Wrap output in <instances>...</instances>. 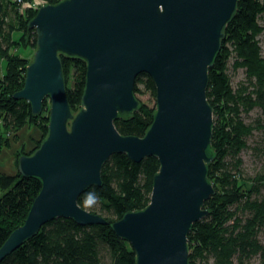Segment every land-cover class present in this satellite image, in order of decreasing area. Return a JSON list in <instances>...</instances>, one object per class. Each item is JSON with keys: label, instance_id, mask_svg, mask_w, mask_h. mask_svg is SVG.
I'll list each match as a JSON object with an SVG mask.
<instances>
[{"label": "water", "instance_id": "1", "mask_svg": "<svg viewBox=\"0 0 264 264\" xmlns=\"http://www.w3.org/2000/svg\"><path fill=\"white\" fill-rule=\"evenodd\" d=\"M237 0H60L38 8L28 23L35 50L15 100L32 115L49 99L47 134L31 154L18 157L22 177L41 187L24 222L0 246V262L56 219L106 225L78 204L114 153L135 163L159 162L148 205L111 223L127 241L135 264H188L187 235L208 215L214 194L207 180L213 113L206 98L208 71ZM86 65L80 109H70L59 55ZM155 86L153 121L142 137L121 135L120 116L139 106L136 77Z\"/></svg>", "mask_w": 264, "mask_h": 264}, {"label": "trees", "instance_id": "2", "mask_svg": "<svg viewBox=\"0 0 264 264\" xmlns=\"http://www.w3.org/2000/svg\"><path fill=\"white\" fill-rule=\"evenodd\" d=\"M30 1L0 0V60L4 61L0 74V148L8 145V137H4L9 134L15 141L17 131L24 125L35 126L40 132L30 151L16 152V167L20 155L31 154L39 146L48 124V98L38 115H32L28 102L13 98L23 87L29 64L14 48L25 36L36 47L35 33L28 29L36 11L20 9ZM45 1L54 4L60 0ZM263 14L264 0H237L223 29L220 50L208 71L206 98L213 113L209 153L213 160L207 165V180L215 192L204 203L208 215L193 223L187 235L188 264H264V169L244 176L240 157L248 138L257 132L255 151L264 159V57L258 41L264 31L259 23ZM14 33L19 34V40H14ZM59 57L67 100L75 113L80 109L86 65L79 58ZM229 67L243 70L244 78L236 88L231 86ZM69 72L73 80L68 86ZM141 92L153 98L152 106L136 97ZM134 95L139 101L137 110L117 118L114 126L121 135L142 137L155 113V86L147 74L136 77ZM254 108L260 114L246 123L243 116ZM158 168L154 156L135 163L123 153L112 154L102 166L101 186L89 187L77 201L83 209L104 218L106 225L80 226L71 219L56 218L0 264H135L129 243L117 237L110 225L126 212L148 205ZM40 187L38 179L22 177L18 171L9 176L0 174V246L24 222ZM88 192H94L99 202L86 205Z\"/></svg>", "mask_w": 264, "mask_h": 264}, {"label": "rangeland", "instance_id": "3", "mask_svg": "<svg viewBox=\"0 0 264 264\" xmlns=\"http://www.w3.org/2000/svg\"><path fill=\"white\" fill-rule=\"evenodd\" d=\"M259 23L260 25L264 26V14L259 18ZM19 34H16L14 36V40H19ZM258 41H259V45L261 47V52H262V56L264 57V31L258 36ZM15 52L18 56L27 58L28 61L30 62L32 55L34 53V48L31 46V42L29 40V37L25 36L21 39L20 44H18L16 46ZM2 70L0 69V74L4 69V62H2L1 65ZM228 75L230 77V81H231V86L233 88H236L238 86V83L242 81V79L244 78V73L242 69H238V70H232V68L229 67L228 69ZM68 81L67 84L68 86L70 85V83L72 82L73 78H72V72H69L68 74ZM142 89V86H139ZM143 90V89H142ZM136 97L144 103H148L150 106L153 105L154 100L153 98L149 95L148 92H141V93H136ZM260 114V111L258 110V108H254L253 110H251L247 115H244V121L246 123H250L252 122L258 115ZM31 126V125H28ZM24 128L20 131H23ZM18 132V131H17ZM17 134V133H16ZM8 137V141L13 142V134H9L8 136L4 137L7 138ZM1 139H3V137L0 136ZM258 139V133L254 132L253 136L249 137L247 140L248 146L240 153V157L242 159V165H241V169H242V174L244 176H252L255 173H257L258 171H260L261 169H264V159L261 156H258L257 152L255 151V147L256 144L255 142ZM33 144V141H32ZM29 146L28 147H23L21 146L20 150L18 151H22L27 153L28 151L31 150V148H33L36 145V142L34 141L33 146ZM8 147V146H6ZM16 151V152H18ZM16 154V153H15ZM2 154L0 155V164L1 163H5L6 159L1 157ZM0 174L2 175H10L7 174V169H1L0 170ZM1 194V193H0Z\"/></svg>", "mask_w": 264, "mask_h": 264}, {"label": "crops", "instance_id": "4", "mask_svg": "<svg viewBox=\"0 0 264 264\" xmlns=\"http://www.w3.org/2000/svg\"><path fill=\"white\" fill-rule=\"evenodd\" d=\"M18 34V33H14V36ZM13 37V35H12ZM2 62H4L3 60H0V67L2 65ZM24 128L23 131H18L17 132V139L13 142L8 143V147L6 146H2L0 148V155L2 154V158H5L6 161L5 163H1L0 164V170L1 169H7V174L10 175H14V173L17 171V167L15 164V153L16 151L20 150L21 146L23 147H28L31 146L32 141L34 144V141L37 140L40 137V132L38 130L37 127L35 126H28V125H24L20 130H22ZM32 144V146H33Z\"/></svg>", "mask_w": 264, "mask_h": 264}, {"label": "built area", "instance_id": "5", "mask_svg": "<svg viewBox=\"0 0 264 264\" xmlns=\"http://www.w3.org/2000/svg\"><path fill=\"white\" fill-rule=\"evenodd\" d=\"M45 4H48L45 0H31L30 2H27V3H23L21 5V10H23V8L27 7L31 10H35L37 11L39 7L45 5Z\"/></svg>", "mask_w": 264, "mask_h": 264}, {"label": "clouds", "instance_id": "6", "mask_svg": "<svg viewBox=\"0 0 264 264\" xmlns=\"http://www.w3.org/2000/svg\"><path fill=\"white\" fill-rule=\"evenodd\" d=\"M99 202V197L94 192H88L85 194V201L86 205H94L95 203Z\"/></svg>", "mask_w": 264, "mask_h": 264}]
</instances>
